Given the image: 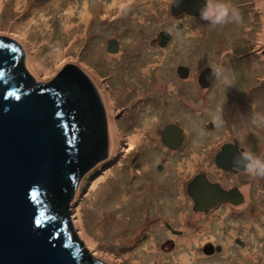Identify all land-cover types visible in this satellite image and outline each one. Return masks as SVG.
I'll return each mask as SVG.
<instances>
[{"label": "rangeland", "instance_id": "obj_1", "mask_svg": "<svg viewBox=\"0 0 264 264\" xmlns=\"http://www.w3.org/2000/svg\"><path fill=\"white\" fill-rule=\"evenodd\" d=\"M68 1H73L75 7L70 8ZM172 1L122 0L115 3L114 0H60L54 4L52 0H21L20 3L3 0L0 7V39L7 38L21 46L23 68L34 81L54 80L72 63L84 69L88 63V70L91 67L94 69L89 71L90 77L94 79L96 73L103 79L101 87L94 79L97 89L103 92L102 85L110 89L111 113L102 99L109 125L122 114L127 123L132 117L138 122L139 129H133L139 135L135 144L127 147V137L117 135L114 149L108 143L109 155L76 181L70 201L69 226L83 245L88 263L264 264V205L255 202L249 214L241 212L242 208H235L234 214L226 208L224 211L215 209L201 218L198 214L200 219L190 218L194 211L189 203L184 204L188 194L186 179L199 169L197 158H188L186 164H170L163 176V184H158L155 181L157 177L153 179L147 172L154 171L163 158L155 156V160L151 161L148 157L149 167L143 171L139 166L143 157L138 159L131 153L147 150L155 143L154 129L158 127L157 118H160L154 111L157 102L153 94L155 87L165 85L171 89L175 84L181 85L174 78H160L158 65L165 54H172L171 68L179 63L192 64V78L209 65H221L228 77L224 83L222 79L218 83V87H225L212 93L190 86L186 93L170 92V100L186 111L182 121L190 138L189 149H198L200 145L199 127L204 134L210 135L212 129L209 124L219 110L224 124L219 127L217 136L221 140L242 137L248 140L249 151L264 156V125L252 123L253 118L264 115V46L258 45L264 44V12L257 11V0H232L239 10L240 22L215 30H210L208 23L200 17L173 15ZM39 5H49L44 13L45 22L39 11L36 15L32 14V9ZM84 8L89 15L82 19ZM178 22L183 24L181 30L174 28ZM16 25L27 31L26 37L15 29ZM163 29L174 32L175 37L170 42L171 50L158 55L160 52L155 51L154 46H157L152 45V39L158 38ZM109 39L122 41L125 47L122 54L113 55L117 52L104 50ZM31 42L34 43L32 49ZM36 48H40L39 58L52 57L54 50L66 52L59 61L60 65L53 63L49 70L38 73L29 58V53ZM88 54L98 58L88 61ZM136 55L142 57H137V61L135 59V70L129 64ZM153 70L157 72L156 82L151 81L154 79ZM130 72L135 76L137 85L144 86L135 97L138 95L147 105L138 103L133 107L132 99L121 102L123 98L128 99L127 91H134L132 85L121 88V81L117 78L123 75L126 83V76L131 78ZM111 75L113 82L108 78ZM127 86L131 88L128 90ZM144 88L150 94H144ZM147 112L150 115L145 118L139 116ZM168 119H178V116L172 113ZM110 139H114L111 133ZM127 151L130 152L128 155ZM121 152L123 155L119 154ZM261 182L264 190V177H261ZM138 187L146 189L140 193L137 192ZM246 187L248 189L249 184ZM186 209L189 219L185 220ZM166 223L182 232L171 231ZM87 233L97 241L90 240ZM237 240H243L244 244H238ZM204 243L223 246V249L214 255H205L198 249L191 250L192 244H195L194 249L199 245L202 248Z\"/></svg>", "mask_w": 264, "mask_h": 264}, {"label": "water", "instance_id": "obj_2", "mask_svg": "<svg viewBox=\"0 0 264 264\" xmlns=\"http://www.w3.org/2000/svg\"><path fill=\"white\" fill-rule=\"evenodd\" d=\"M201 2L180 0L177 6L172 1L171 12L175 16H199ZM160 36L166 39L171 34L164 30ZM108 44L109 52L119 50L116 39ZM15 57V52L0 42V264H79L80 260L101 264L88 263L84 247L70 226L63 219L44 215L34 198L38 191L50 189L59 198H65L69 215L76 181L109 155L106 140L103 145L101 140L95 145L96 139L85 131L91 130V121L95 124L96 120L88 105L86 69L72 63L54 80L46 81H34L29 75V84L22 89L21 78L8 74ZM71 69L79 73L75 78L69 73ZM179 69L183 77L189 76L188 66ZM210 73V67L202 72L203 86L209 84L205 80L210 79ZM89 84L99 97L97 85L90 80ZM175 127L171 124L166 128L168 142L174 141ZM182 135L179 132V137ZM203 185L198 176L189 184L195 199L211 197L206 195L205 188L215 189L214 186L209 180H204ZM78 242L80 253L73 245Z\"/></svg>", "mask_w": 264, "mask_h": 264}, {"label": "flooded vegetation", "instance_id": "obj_3", "mask_svg": "<svg viewBox=\"0 0 264 264\" xmlns=\"http://www.w3.org/2000/svg\"><path fill=\"white\" fill-rule=\"evenodd\" d=\"M182 15L188 16V17H200V16H193L188 13H184ZM182 25L183 24L180 22L175 23L174 28L176 30H181ZM164 30L169 31L171 36L166 39L161 38L160 33ZM174 37H175L174 32L170 31L169 29H163L159 32L158 38L152 39V43H153L152 45L157 46V47L154 46V48L156 49L155 51L160 52V54L158 55H161L162 51L171 50L172 45H170V42L174 40ZM110 40H113V39H109L108 42ZM116 40L119 43V50L117 51V53L113 55H117L118 53L122 54L123 49H125L122 41L119 39H116ZM108 42L104 48L106 52H109ZM87 57H88V61H93L94 58H98L92 55L89 56V54ZM137 57L141 58L142 56L140 57L139 55H136L135 58L132 57L131 63L129 64L131 69L135 67V70H136L137 66L135 63V59ZM138 58L136 59V61L138 60ZM162 58L164 59L158 65L160 66V69H159L160 78H166V77L174 78V80L177 81V83L181 85L175 84V86H173L171 89H168L165 85H161V86L159 85V87L158 86L155 87V91L153 92V94L157 102H155L156 105H155L154 111L157 112V115L160 116L159 119L157 118L158 127L154 129L155 135L153 137L155 138V143H153L152 146L150 145L147 150L142 149L141 151L135 150L134 153L131 152L138 159L143 157V161L139 162L140 169H143V171H146L147 167H149V164H147L148 157H151V161L155 160L154 158L155 156L163 158L161 163L156 164V169H154V171L152 170V171L147 172V174L150 173L152 175L153 179L154 177H157L155 179L156 183L163 184L164 182L163 176L166 174V171H167L166 169L170 167V164H177L178 162L186 164L188 158H197V164L199 165V169L196 170V172H194L192 175H189V177L186 179V191L188 194H187V197L184 199V204L189 203L192 210L194 211L193 212L194 214L191 213L190 218L200 219L202 216L209 215L210 212L215 209H222L224 211L226 208H229L231 213L236 211L234 210L235 208H238V209L242 208L243 211L241 212L247 211L245 214H249L252 211V206L256 205V203L258 205H264V190H263V186L261 182V177L252 178L243 169L233 167V158L239 152L250 150L249 145L247 143L248 140L245 141L244 139H242V137H238V136L221 140L219 136H217L219 128H217L213 124V122H211L209 124L212 129V132L209 133L210 135H207V133L204 134V130L201 129V127H199L198 130L201 133L199 134V138H198L201 140L200 145L198 146V149L197 148L189 149L188 146L190 143V138L187 135V129L185 128L184 122L182 121L184 115L186 114V111L182 107H180L178 103L172 102L170 100V92L173 94H176L179 92L186 93L189 86L193 89L197 88V90L203 91L204 93H212L215 89H222L223 87H225V85L218 87V83L221 79H218V80H215L214 78L209 79V80L206 79L205 82L209 84L207 86H203L201 84V79H200L202 70L200 71L198 75H196L195 77L193 76L192 78L191 77L192 64L179 63L175 65L174 68H171V63H172L171 58H173L172 54H165ZM181 66H188L190 68L189 76L183 77L179 69ZM88 68H89V65L88 63H86L87 73H85L86 78L84 80L87 86L86 89H88L89 91L88 98H90L89 99L90 103L88 105L92 107V109L94 110L93 114L96 120L94 122L95 124H93V122L91 121V124L93 127L91 128V130H88V129L85 130L86 133L89 134L91 138L96 139L95 145L96 143L98 144V140H101V143L102 142L104 143L106 140L107 145L108 143H110L109 145L111 147L110 133H111V130L116 129V132L118 133V135L119 134L125 135V137H127L126 139L127 147H131L132 145L129 144V137L130 136L133 137L134 135H137V137L139 136L138 133L135 132L136 130H133V129H139L137 120H135V118L133 119V117L131 116L132 120L127 123V120L124 119L125 118L124 114H122L119 117H117L115 121L113 122L110 121V125H109V120L107 121V118H106V127H105L104 121H103L104 120L103 115L105 114L104 107H103L104 106L103 105V100H104L103 92H101L99 89L96 90L98 92L99 97L93 92L91 85L89 84V80L91 79L93 81L92 82L90 80L93 85L95 84V81L92 77H90V73H89L92 67L89 70ZM153 71H154V74H153L154 79L152 78L151 75H150V78H152L151 81L154 80L156 82L158 81V76L156 75L157 72L155 70ZM69 73L74 78L76 77L75 75L79 74L77 71L72 70V69H71V72ZM130 76H131L130 79H129V75L126 76L128 77V80L125 79L126 83L123 80V75H121L120 78H117V81L119 80L121 81V85H122L121 88L123 89H124V85H132L134 93L130 91L131 93L130 94L128 93L129 91H127L126 94L129 95L128 99L125 100V98H123L121 99V102H125V101L127 102L129 99H132L133 100L132 104L134 107V106H137L138 103L139 104L142 103L140 99L141 97H139L138 95L135 97V95L139 91V89L140 88L142 89L144 86L141 87L140 85L139 86L137 85L135 76L132 73L130 74ZM111 77L112 75L108 76L110 82H113V79ZM224 82L225 80L223 81V83ZM95 87L97 88V86ZM130 88L131 86H127L128 90ZM147 89L149 90L150 88L148 87ZM147 89L145 88L143 89L144 94L145 93L150 94L149 91L148 92L146 91ZM108 90L110 91V89ZM120 92H124V90H120ZM142 104L147 105L146 103H142ZM143 110H145L144 112L147 111L146 108H144ZM172 113L174 115H177L178 119H174V120L168 119V116L171 115ZM130 114L133 115V113H130ZM148 115H150L149 112L144 113V114L143 113L139 114L140 117L144 116L143 118H145ZM87 116H90V115L88 114ZM97 122H100L101 124L99 125L100 132H98L99 128H97L98 127ZM171 124L176 126L175 127L176 132L174 134V141L168 142L165 139H169V137L168 136L166 137L164 133L166 131V128ZM145 125H146L145 127H147V124ZM179 132H182L183 134L182 137H179ZM226 144H231V146L227 149H224L223 147ZM195 146L197 147V145ZM133 148L132 150H134ZM128 153L130 152L127 151V155ZM119 154L123 155L122 152ZM182 159L184 160L182 161ZM83 172L84 170L81 173ZM197 176L201 179L202 187L204 186L203 185L204 180H209V182L214 186L215 189H213L212 187L207 188V189L205 188L206 195L207 194L211 195L210 198H204L205 196H202V197H199L198 199H195L191 195L189 191V184ZM248 184H249V188L247 189L246 185ZM259 186H261V188ZM145 189L138 187L137 192L142 193L143 191H145ZM198 214L199 215L201 214L200 218ZM232 217L233 216H231L229 219H231ZM184 218L185 220L187 218L189 219V214H188L187 209L184 212ZM166 226L171 231H176L179 233L182 232L181 230L174 229L169 223H166ZM237 243L243 245L244 241L237 240ZM198 244H199V241H198ZM73 245H76L78 247V251L80 253V250H79L80 245L77 243H73ZM194 245L195 244H192L191 250L198 249L202 251V253H204L205 255H214L215 252L222 251L223 249V246L217 245L219 246L217 247L210 243H204L201 246L202 248H200V245H199L198 248L193 249Z\"/></svg>", "mask_w": 264, "mask_h": 264}, {"label": "clouds", "instance_id": "obj_4", "mask_svg": "<svg viewBox=\"0 0 264 264\" xmlns=\"http://www.w3.org/2000/svg\"><path fill=\"white\" fill-rule=\"evenodd\" d=\"M173 3L179 6L180 0H173ZM256 9L264 12V0H257ZM198 11L200 19L208 23L210 30L222 28L229 23H239L241 19L239 10L232 0H202ZM209 67L211 68L210 79L227 81L226 69L221 65H209ZM257 122L264 125V115L253 118L252 123ZM213 124L217 128L224 124L222 112L219 110L213 116ZM233 167L243 169L252 178L264 177V156L256 155L251 151L239 152L233 158Z\"/></svg>", "mask_w": 264, "mask_h": 264}, {"label": "trees", "instance_id": "obj_5", "mask_svg": "<svg viewBox=\"0 0 264 264\" xmlns=\"http://www.w3.org/2000/svg\"><path fill=\"white\" fill-rule=\"evenodd\" d=\"M0 42L3 46H9L13 49V51L16 54V61L13 65L9 67L8 74L9 77L12 76H19L21 78V88L25 89L26 85L29 84L31 77L29 74H27L25 68L19 69L17 67H23L24 66V53L21 48V46L7 38H1ZM30 77V78H29ZM29 78V80H27ZM69 81V79H68ZM69 83V82H68ZM82 172V171H81ZM79 173V175L81 174ZM37 204L40 205V209L44 212V215H46L49 218L56 219L60 218L65 220L66 226L70 223V218L68 215V205L65 204V198L61 199L56 194L52 193L50 189H44L41 191H38V193L34 196ZM79 244V242H78ZM79 264H87L83 260H80Z\"/></svg>", "mask_w": 264, "mask_h": 264}, {"label": "bare ground", "instance_id": "obj_6", "mask_svg": "<svg viewBox=\"0 0 264 264\" xmlns=\"http://www.w3.org/2000/svg\"><path fill=\"white\" fill-rule=\"evenodd\" d=\"M2 1L3 0H0V7H1V4H2ZM17 1V3H20L21 2V0H16ZM122 0H114V2L116 3V2H121ZM52 2H54V4H58L59 2H60V0H52ZM86 3L87 2H85V5H86ZM70 8H74L75 6H74V4H73V1H68V4H67ZM49 5H47V6H44V5H39V6H37V7H34L33 9H32V11H33V13L32 14H34V15H36V13L39 11L40 13V17H42V20H43V22H45L46 21V17L44 18V13H45V11L49 8L48 7ZM89 15V12L87 11V9L86 8H84V9H82V11H81V18L83 19V18H87V16ZM39 21H41V19H39ZM15 29H17V30H19L21 33H22V35L23 36H25L26 37V35H27V31L26 30H23V28H21V25H16L15 26ZM260 47H262V46H264V44H261V43H259L258 44ZM32 47H34V43L32 44V42H31V49H32ZM40 49V48H39ZM39 49H34V50H32L30 53H29V58H30V61H31V63H32V66L34 67V69L39 73V71H43V70H49L50 69V67L49 66H52V64L54 63V64H59V61L61 60V58L63 57V54L66 52V51H63V50H54V55L51 57V56H48L49 58H45V57H41V58H39ZM52 54V53H51ZM60 65V64H59ZM58 65V66H59ZM57 66V67H58ZM42 68V69H41ZM92 69V68H91ZM92 70H94V69H92ZM95 75H97V76H95L94 77V79L96 80V82L99 84V86L101 87V85H100V83H102L103 84V79L98 75V74H96L95 73ZM102 87H103V95H104V100H105V102H106V106H107V109H108V112L109 113H111L113 110H112V108H113V106H112V103H111V96H109V93H110V91L108 92V88L105 86V85H102ZM111 135H112V137L114 138L113 140H111V149H114L115 148V146H116V144H117V132H116V129H114V130H111ZM136 140H137V135H134L133 137L132 136H130L129 137V144L130 145H133V144H135L136 143ZM129 234V233H128ZM87 235V237L90 239V240H95V241H97L96 240V238L94 237V236H92V235H90V234H86ZM126 236H128V235H126ZM130 236V235H129ZM133 238H131V240H132ZM152 262H154V261H152Z\"/></svg>", "mask_w": 264, "mask_h": 264}]
</instances>
